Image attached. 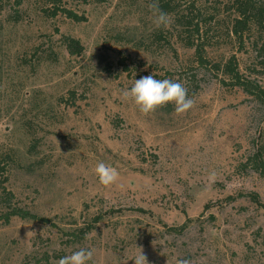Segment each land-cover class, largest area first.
Returning a JSON list of instances; mask_svg holds the SVG:
<instances>
[{
    "label": "rangeland",
    "instance_id": "obj_1",
    "mask_svg": "<svg viewBox=\"0 0 264 264\" xmlns=\"http://www.w3.org/2000/svg\"><path fill=\"white\" fill-rule=\"evenodd\" d=\"M188 1L217 16L204 64L172 21L154 24L153 0H0V217H37L0 222V264H57L80 247L90 264L140 251L147 264H264V177L248 163L264 158V105L224 74L234 56L264 89V30L240 42L234 0ZM152 74L193 107L140 112L123 92ZM98 162L116 185L99 183ZM74 231L88 234L69 243Z\"/></svg>",
    "mask_w": 264,
    "mask_h": 264
},
{
    "label": "trees",
    "instance_id": "obj_2",
    "mask_svg": "<svg viewBox=\"0 0 264 264\" xmlns=\"http://www.w3.org/2000/svg\"><path fill=\"white\" fill-rule=\"evenodd\" d=\"M184 0H158L159 8L165 13H168L173 25L178 29V39L183 46L188 48H195L196 54L201 64H204V36L209 33L206 31L208 25L216 21L217 16L214 11L202 10L201 6H197L196 2L188 1L183 3ZM210 2L207 0L206 3ZM232 0H229V4ZM221 4V3H220ZM232 7L227 8L229 11L236 12V16L231 22L229 34L240 42L244 41V36L248 35L252 29L262 35L264 30V4L256 0H234ZM72 16V15H71ZM69 16V17H71ZM76 18V17H75ZM208 30V29H207ZM64 45L70 50L71 54H80L82 47L78 41L73 39L64 38ZM260 53H264V47L260 48ZM224 74L228 75L230 79L235 81L247 95L254 97L256 100L264 105V89L257 83L243 81V77L236 65L235 57L230 58L224 65ZM255 152L248 160V163L254 164L256 172L262 174L264 177V158L260 151ZM5 191L6 196H11ZM10 201L11 199H7ZM21 218L22 220H37V217L32 213L18 207H10L9 211L2 214L0 222L3 225L10 224L12 218ZM2 226V225H1ZM87 233L78 234L77 232L66 233L68 242L74 241L77 238L85 239ZM72 244V243H71Z\"/></svg>",
    "mask_w": 264,
    "mask_h": 264
},
{
    "label": "clouds",
    "instance_id": "obj_3",
    "mask_svg": "<svg viewBox=\"0 0 264 264\" xmlns=\"http://www.w3.org/2000/svg\"><path fill=\"white\" fill-rule=\"evenodd\" d=\"M151 7L154 9V24L157 27L167 28L171 23L169 14L160 10L158 0H153ZM123 96L130 98L144 114L153 113L167 105H172L176 114H184L193 107L194 103L181 83L171 79H157L153 74L135 79L131 88L123 92ZM94 172L101 185L107 187L118 182V172L109 164L98 162ZM92 257L91 249L80 247L70 255L60 258L57 264H90ZM132 264H147L142 251L133 257ZM179 264H188V262L181 260Z\"/></svg>",
    "mask_w": 264,
    "mask_h": 264
}]
</instances>
